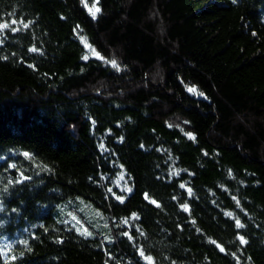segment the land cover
I'll return each instance as SVG.
<instances>
[{"label": "trees", "instance_id": "trees-1", "mask_svg": "<svg viewBox=\"0 0 264 264\" xmlns=\"http://www.w3.org/2000/svg\"><path fill=\"white\" fill-rule=\"evenodd\" d=\"M0 24V264H264V0H0ZM76 197L113 243L55 221Z\"/></svg>", "mask_w": 264, "mask_h": 264}, {"label": "rangeland", "instance_id": "rangeland-1", "mask_svg": "<svg viewBox=\"0 0 264 264\" xmlns=\"http://www.w3.org/2000/svg\"><path fill=\"white\" fill-rule=\"evenodd\" d=\"M118 182L125 183L122 175ZM77 215H82L86 219L87 227L80 223ZM53 217L58 224L73 229L85 238L101 236L107 243H113L115 240L104 213L96 208L92 202L82 197L69 199L57 206L53 211Z\"/></svg>", "mask_w": 264, "mask_h": 264}, {"label": "snow or ice", "instance_id": "snow-or-ice-1", "mask_svg": "<svg viewBox=\"0 0 264 264\" xmlns=\"http://www.w3.org/2000/svg\"><path fill=\"white\" fill-rule=\"evenodd\" d=\"M97 2H98V0H97ZM89 11H90L91 15L93 16V18H95L96 14L100 11V9L98 7H96L95 5H93V7L91 9H89ZM8 27H9L8 24H0V29H4V28H8ZM23 27L27 28L28 25L25 23V24H23ZM85 46H88L86 44V42H85ZM32 51H36V49H33ZM112 66L115 67V68H118V66H117L115 61H112ZM188 91L192 92V93H196V89H194V88H189ZM199 95H203V93H199ZM190 138L194 139V137H190ZM25 155H27V154H25ZM181 187H184V185H181ZM127 191L130 192L131 189H127ZM189 191H190V189H189ZM117 199H120V197H117ZM121 202H123V201L121 200ZM153 203H154V201H153ZM185 210H187V206H185ZM229 215H231V213H229ZM133 218L134 219L137 218V217H135V214L133 215ZM125 223H127V221H125ZM237 227H243V225L240 224V222L238 220H237ZM240 240H241L242 243H246V241H244L243 237H240ZM221 251H223V249H221ZM141 255H143V252L141 253Z\"/></svg>", "mask_w": 264, "mask_h": 264}, {"label": "clouds", "instance_id": "clouds-1", "mask_svg": "<svg viewBox=\"0 0 264 264\" xmlns=\"http://www.w3.org/2000/svg\"><path fill=\"white\" fill-rule=\"evenodd\" d=\"M3 209H2V206H0V211H2Z\"/></svg>", "mask_w": 264, "mask_h": 264}]
</instances>
